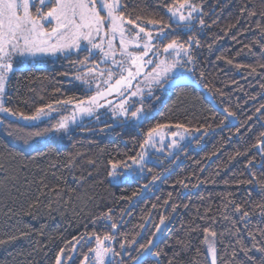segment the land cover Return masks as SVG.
Here are the masks:
<instances>
[{
	"label": "snow or ice",
	"instance_id": "1",
	"mask_svg": "<svg viewBox=\"0 0 264 264\" xmlns=\"http://www.w3.org/2000/svg\"><path fill=\"white\" fill-rule=\"evenodd\" d=\"M220 3L221 0H151V3L148 0H0V125L9 137L26 146L21 151L0 147V190L11 195L8 191L11 185L23 195L17 185L23 175L25 183L38 186L26 215H32V208L40 207L42 196L47 198L45 207L49 211L54 203L71 206L72 198L79 195L92 173L73 175L76 187H66L64 172L73 174L84 154L69 152L61 160L59 147L65 138L72 141L74 126L81 127L79 120L85 117L100 121L101 115H106L113 123L137 130L140 139H133L139 150L125 153L126 160L108 161V177L113 180L128 173L151 172L150 150L160 153L167 150L174 162L179 159L178 153H186L183 141L195 140L199 144L210 135L214 131L210 123L198 121L193 126L188 120L158 121L146 130L144 123L161 100L159 93L187 87L180 83L185 78L181 69L195 75L199 50L205 47L202 37L220 25L221 18L216 15ZM226 37L233 42L235 51L229 49L216 60L246 73L245 78L254 80L261 90L257 95L264 94V0H241L235 16L207 43L208 50L211 52ZM47 56L63 57L75 69L71 75L69 72L60 75L70 76L67 83L75 84L80 94L65 95L56 88L53 98L47 102L30 105L25 98L23 108L12 106L9 92L12 76L18 71L31 73L39 62L37 58ZM241 56L250 57L251 62H237L236 58ZM205 76L201 70L196 83L202 82ZM217 91L222 97L228 95L223 90ZM249 99L255 100L256 95ZM222 111L224 120L216 127L231 130L239 123L237 112L230 107ZM254 117L257 122H264V103L246 117L241 127H246ZM45 119L46 125L40 127L38 122ZM105 127L110 128L112 124L105 121ZM241 127L236 128L237 134ZM261 127L264 128V123ZM81 131H84L82 127ZM36 141L43 142L44 151L35 146ZM75 144L73 141V147ZM252 149L256 150L255 154L249 156ZM220 151L206 158L211 160ZM241 157H247L244 172L240 174L242 178L222 180L225 186H234L235 190L216 193L219 203H214L212 193L207 197L201 195L202 202L208 201L203 212L198 208L187 227L182 225L183 235L176 236L173 242L161 237L171 232L169 225L178 209H187L189 204L176 203L170 192L162 204L151 205L153 210L162 207L164 211L156 219L149 211L148 219L141 217L132 231L124 230V216H131L130 210L121 209L117 219L114 209L108 208L91 219V231L85 224L84 231L72 235L71 239L58 237L63 246L56 251L54 264H148L149 259L153 264H164L165 260L166 264H264V131L250 148L230 155L228 163ZM44 159L48 161L47 167L41 168L40 162ZM87 164L94 168L96 161L89 159ZM33 167L40 175L29 180V174L36 175L31 172ZM199 171L203 173L205 169ZM226 171L217 165L212 176L202 179L193 172L195 183L189 185L184 179L176 183L184 189L215 185L216 178ZM245 173L247 176L243 178ZM49 174L57 183L47 182ZM161 179L160 174L154 175L149 184ZM149 184L121 199L131 203L143 191L150 190ZM241 187L243 195L239 194ZM91 199L87 196V200ZM12 213L13 209L8 208L5 216L10 219ZM199 232L203 233V249L193 243V233ZM32 234L8 225L0 236V246ZM38 234L44 233L41 230ZM27 255L30 257L32 253ZM26 264L34 262L26 258Z\"/></svg>",
	"mask_w": 264,
	"mask_h": 264
},
{
	"label": "trees",
	"instance_id": "2",
	"mask_svg": "<svg viewBox=\"0 0 264 264\" xmlns=\"http://www.w3.org/2000/svg\"><path fill=\"white\" fill-rule=\"evenodd\" d=\"M137 2H140V0H137ZM148 2L151 3V0H148ZM240 3L241 0H221L220 5L216 8V15L221 18L220 25L211 29L202 37L205 47L199 50V64L196 66L195 75L185 71L187 77L180 83L187 85V87L159 93L161 100L156 102L155 109L149 112V119L144 123L146 130L149 125L158 121L174 123L177 120H188L192 121L193 126L199 121L212 124L214 131L201 140L199 144L195 140H191V143L189 141L185 143L186 153H178L179 159L174 162H171L172 158L167 155V150L159 154L151 152L152 160L148 165L151 172L146 170L143 174L128 173L126 176L121 175L113 180L108 177L110 168L108 161L126 160L125 153L133 154L134 151L139 150L133 139L134 137L136 140L140 139L137 136V130L132 126H120L118 123H113L108 116L101 117L100 121L95 119L80 121L79 124L84 131H81V127L74 126L72 141L65 138L59 147L61 160H63V155L69 152L78 151L84 154L83 158L78 161L73 174H69L67 171L64 172L67 181L66 187H76L73 182V175L79 177L81 174L87 175L88 172H91V177L84 187L79 190V195L72 198L71 206H61L54 203L53 209L49 211L45 207L48 202L47 198L42 196V204L38 208L31 209L32 215H26L25 213L29 210L28 204L37 194L38 186L35 183L31 185L25 183L22 175L17 185L19 193H23V195H19L17 189L12 188L11 185L8 189L11 195L4 190H0V236H3L8 225L33 233L31 236L20 238L9 245L0 246V264H26V258L32 260L34 264H54L55 253L59 247L63 246L58 237L63 236L71 239L72 235L84 231L85 224L88 225V230L91 231V219L107 211L108 208L114 209L117 219L120 218L121 209L130 210L132 215L124 216V230L132 231L141 222V217H144L145 220L148 219L147 213L149 211L152 212L153 219H156L159 213L164 211L162 207L153 210L151 205L153 203L162 204L165 199H168L170 192L173 194L176 203L189 204L187 209L183 207L178 209L174 214L172 223L169 225L171 232L163 234L161 237L162 240L171 243L176 236L183 235L182 225L185 228L187 227L189 221L195 218L198 208L203 212L208 201L202 202L199 199L201 195L207 197L209 193H212L214 203H219L216 193L235 190L234 186H225L222 180L225 178L230 180L242 178L240 174L244 172V162L247 157L238 158L230 164L228 163V157L234 154L236 150L244 151L250 148L255 143L259 133L264 131V128L261 127V123L264 122H257L255 117L248 122L246 127H241L246 117L253 115L255 108L264 103V94L257 95L261 93V90L254 80L245 78L246 73L237 71L222 61L216 60L217 56L228 53L229 49L234 53L235 48L230 38L226 37L216 44L211 52L206 45L214 35L220 32V27H223L235 16ZM72 58L75 59L76 57L73 56ZM236 60L242 63L251 62V58L247 56L237 57ZM201 70L205 72L206 76L200 84L212 94L219 107H230L237 112L239 123L231 127V130L216 127L224 120V114L216 109L204 93L191 83L192 79L197 80L199 78ZM74 71L75 69L63 57H55L46 59L39 66H34L31 73L28 71L16 72L11 78L9 88L12 96V106L23 108L22 101L25 98L29 99L30 105L47 102L53 98L52 93L56 88H60L65 95H72L73 93L79 95L76 85L67 83L70 76L60 75L64 72L71 74ZM233 80L236 83H232ZM76 83L78 84V82ZM217 90H223L228 95L222 97ZM252 95H256L255 100L249 99V96ZM41 97L44 100H41ZM238 105L239 107H237ZM9 119L12 118L9 117ZM105 121L112 124V127H105ZM46 123L47 120L45 119L38 124L40 127H44ZM225 123L228 122L225 121ZM237 127H241L240 134L236 133ZM195 135L199 136V133ZM73 141L76 142L75 147H73ZM3 146L13 151H21L26 147L20 141L9 137L4 130V126L0 125V147ZM35 146L40 148L41 151L45 150L42 141H36ZM50 146L55 147V145ZM218 149L221 150L218 156L212 157L211 160L206 158ZM255 151V149H252L249 156L255 154ZM89 159L96 161L94 168L89 167L87 164ZM196 161L200 162L199 165ZM47 163V159L41 161V168H46ZM128 163L131 162L128 161ZM217 165H221L227 171L222 172L221 177L216 178L217 183L215 185L209 183L202 184L199 188L189 187L184 189L176 183L180 179H184L189 185L195 183V177L191 176L193 172L202 179L212 176ZM200 168H204L205 171L201 173ZM257 170L259 169L257 168ZM31 172L36 175L29 174V180L39 178L40 173L36 168H31ZM157 174H160L162 179L156 181L155 184H149L152 176ZM57 175H60L59 171ZM246 176L247 173L243 178H246ZM189 177L191 179H188ZM47 182L49 184L57 183L51 174H49ZM145 184H149L150 190L145 191L130 207L128 201L121 199V197L132 196L133 192L141 191L142 186ZM239 194H244L243 187H241ZM87 196H91L92 199L87 200ZM64 198L68 199L67 196ZM8 208L13 209L10 219L5 216ZM80 209H83V212H80ZM197 222L199 223V221ZM149 227H151V224H149ZM217 227L219 228L220 225H217ZM41 230L44 233L43 236L38 234ZM202 240V232L193 233V243L203 249ZM163 246V243H161V247ZM34 249L38 250L33 251ZM30 252L32 255L28 257L27 254ZM9 253H12V255L9 256ZM19 253L24 255L20 256ZM168 254L171 255V250H168ZM148 264H153L151 259H149ZM164 264H166V260Z\"/></svg>",
	"mask_w": 264,
	"mask_h": 264
},
{
	"label": "water",
	"instance_id": "3",
	"mask_svg": "<svg viewBox=\"0 0 264 264\" xmlns=\"http://www.w3.org/2000/svg\"><path fill=\"white\" fill-rule=\"evenodd\" d=\"M191 83L197 88L199 89L200 91H202L205 95V97L211 102V104L216 108L218 109L221 113H223L221 107H219V105L216 103L215 99L213 98L212 94L207 91L200 83H196V79H192ZM224 114V113H223ZM236 124V123H235ZM145 191L142 192V194L144 193ZM142 194L138 197L140 198L142 196ZM138 198H134L133 201L130 203L129 207L131 206V204L133 202H135Z\"/></svg>",
	"mask_w": 264,
	"mask_h": 264
},
{
	"label": "rangeland",
	"instance_id": "4",
	"mask_svg": "<svg viewBox=\"0 0 264 264\" xmlns=\"http://www.w3.org/2000/svg\"><path fill=\"white\" fill-rule=\"evenodd\" d=\"M48 58H55L54 56H47V57H38L37 59H38V63H36L35 64V66H39V65H41V64H43L44 62H45V60L46 59H48ZM28 65L26 64L25 65V67H27ZM180 71H182V72H185V70H183V69H181ZM71 75V74H70ZM185 77H187L186 76V72H185ZM104 110H101V112H103ZM103 116H106V115H101V117H103ZM85 119H94V118H90V117H85V118H83V119H81V120H79V122L80 121H83V120H85ZM21 122H23V121H21ZM24 123V122H23ZM39 123V122H38ZM189 140H185V141H183L182 143L183 144H185V143H187ZM150 152H155V153H160V152H156V151H154V150H150Z\"/></svg>",
	"mask_w": 264,
	"mask_h": 264
}]
</instances>
